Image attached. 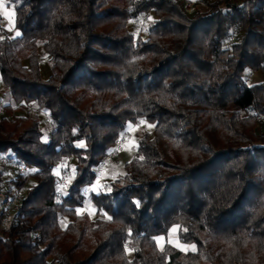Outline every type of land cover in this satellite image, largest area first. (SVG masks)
Listing matches in <instances>:
<instances>
[{
  "label": "trees",
  "instance_id": "obj_1",
  "mask_svg": "<svg viewBox=\"0 0 264 264\" xmlns=\"http://www.w3.org/2000/svg\"><path fill=\"white\" fill-rule=\"evenodd\" d=\"M3 1L15 35L0 28V154L31 173L11 182L0 264H264V81H245L264 75V0H200L190 15L179 0ZM138 121L151 131L91 191ZM174 227L179 246L158 248Z\"/></svg>",
  "mask_w": 264,
  "mask_h": 264
},
{
  "label": "rangeland",
  "instance_id": "obj_2",
  "mask_svg": "<svg viewBox=\"0 0 264 264\" xmlns=\"http://www.w3.org/2000/svg\"><path fill=\"white\" fill-rule=\"evenodd\" d=\"M195 9L197 7H202V4L200 3V0H193ZM206 2H211L213 0H204ZM0 4L3 5V7H0V19L2 20L3 27L5 30L8 31L9 36L15 35V32L12 29L13 26V12L10 8L6 7L3 0H0ZM194 9V10H195ZM194 12V11H193ZM146 17H141L138 21L129 22L128 23V29L131 30L134 34H143V30L145 28V20ZM148 19V17H147ZM12 29V30H11ZM40 76L41 78L45 79L48 76V66H47V59L45 55H40ZM245 81L247 85H251L257 82L264 81V75L261 73H249L247 72L245 75ZM0 88H1V82H0ZM16 115V112H13ZM35 112L33 108L29 109L28 113L25 114L27 118H32L34 116ZM2 116L4 118L10 117L7 113H3ZM40 127L43 131H46L48 126L47 118L44 114H37ZM151 131V127L149 125L144 124L143 122L138 121L134 124V126L129 130L128 133L123 134V146L122 150L119 154L115 155L104 165L102 171L97 175L93 185L89 188L93 192H98V190L103 189L105 183L108 181V179L118 175L122 170V165L129 161L135 151V143L136 140L141 136V131ZM69 165H74V160H69ZM63 167H65V162L61 163ZM68 172V171H67ZM89 189H85L86 193ZM83 212H86L90 219H94V211L90 207H87L83 205V207L79 208L77 210L78 214H82ZM10 220L3 221V227L7 226ZM164 242H169L173 244L174 246H179L176 240V228H172L168 234L165 236V238L158 237L155 239L156 246L160 248Z\"/></svg>",
  "mask_w": 264,
  "mask_h": 264
},
{
  "label": "built area",
  "instance_id": "obj_3",
  "mask_svg": "<svg viewBox=\"0 0 264 264\" xmlns=\"http://www.w3.org/2000/svg\"><path fill=\"white\" fill-rule=\"evenodd\" d=\"M182 4L183 11L190 15L195 9L193 0H179ZM3 27L2 20L0 19V28ZM9 93V89L1 85L0 88V116L4 113V105L6 104V97ZM34 103L28 106V109L33 108ZM123 146V135L117 139L110 149L106 157L100 162L96 168V174H99L104 165L112 157L119 154ZM62 164L59 165L60 173L56 182L57 195H59L66 183L68 175L62 170ZM31 173L30 167L24 162V160L16 158L9 154H0V217L7 220L16 211V207L21 198V190L11 188V182L17 177L29 176Z\"/></svg>",
  "mask_w": 264,
  "mask_h": 264
},
{
  "label": "snow or ice",
  "instance_id": "obj_4",
  "mask_svg": "<svg viewBox=\"0 0 264 264\" xmlns=\"http://www.w3.org/2000/svg\"><path fill=\"white\" fill-rule=\"evenodd\" d=\"M0 7H3V5H2V4H0ZM16 34H17V35H20V33H19V32H17Z\"/></svg>",
  "mask_w": 264,
  "mask_h": 264
}]
</instances>
